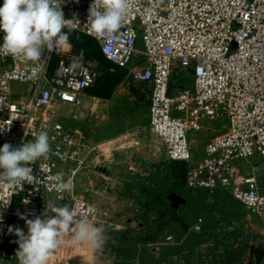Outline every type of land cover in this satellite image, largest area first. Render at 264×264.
I'll use <instances>...</instances> for the list:
<instances>
[{
  "label": "built area",
  "instance_id": "1",
  "mask_svg": "<svg viewBox=\"0 0 264 264\" xmlns=\"http://www.w3.org/2000/svg\"><path fill=\"white\" fill-rule=\"evenodd\" d=\"M91 3L65 0L62 5L65 18H78L77 31L87 35ZM121 31L127 35L103 44L89 36L110 63L128 71L132 82L148 86L149 127L166 157L187 163L189 187L227 189L264 224V186L256 175L257 166L245 172L237 164L240 159L264 157V0H131ZM3 36L0 31V45ZM2 57L12 64L0 65V97L6 99L0 108V127L10 126L0 133V147L6 142L19 146L42 129L52 138L50 158L30 165L37 177L33 184H24L21 190L0 183V264H17L18 237L8 228L27 233L20 215L45 218L47 201L61 206L70 202V208L90 222L98 209L79 197L80 175L96 155L116 147L111 149L109 141L96 144L83 127L58 118L60 106L79 105L104 73L84 49L72 45L45 51L40 62ZM73 59L81 62L75 71L70 70ZM176 72L190 73L192 88L178 86L173 79ZM15 83L28 86L19 91ZM219 114L229 120L227 131L208 141L204 155L195 159L188 129L199 130L205 118ZM88 153L92 154L89 161ZM130 169H136L134 163ZM58 172L72 181L73 190H50L48 177Z\"/></svg>",
  "mask_w": 264,
  "mask_h": 264
},
{
  "label": "rangeland",
  "instance_id": "2",
  "mask_svg": "<svg viewBox=\"0 0 264 264\" xmlns=\"http://www.w3.org/2000/svg\"><path fill=\"white\" fill-rule=\"evenodd\" d=\"M72 34L76 45L85 41L89 58L104 72L77 110L83 129L94 143L109 141L108 146L129 149L109 151L97 166L88 162L80 175L79 197L97 206L89 223L104 229L103 247L93 251L66 234L48 264H264V224L259 216L227 189L189 187L187 164L169 160L149 127L148 86L134 84L127 70L106 60L93 37L77 30ZM4 61L3 65L12 64ZM173 79L178 86H193L190 73L176 72ZM14 86L20 91L28 84ZM62 111L71 113L75 106L64 104ZM202 123L199 130L187 131L195 159L204 155L208 141L229 127L224 114ZM91 156L87 154L88 161ZM237 164L245 172L257 166L264 186V157L240 159Z\"/></svg>",
  "mask_w": 264,
  "mask_h": 264
},
{
  "label": "clouds",
  "instance_id": "3",
  "mask_svg": "<svg viewBox=\"0 0 264 264\" xmlns=\"http://www.w3.org/2000/svg\"><path fill=\"white\" fill-rule=\"evenodd\" d=\"M65 0H3L0 6V31L4 33L0 55L11 57L13 61L24 59L40 62L44 52L70 48L69 33L80 25L78 18L66 19L62 10ZM78 2V0H76ZM131 0H92L88 9V34L101 44L115 41L127 35L122 32L124 21L130 9ZM65 29L67 31H65ZM81 67L79 59H73L70 70ZM6 99L0 97V108ZM9 127H0V133L9 131ZM52 138L47 130H40L34 138L19 146L4 143L0 147V183L10 188L24 184H33L37 177L33 175L35 162L48 159L52 153ZM50 190L57 193L71 191L74 184L64 179V173L58 172L48 177ZM5 207L7 205H4ZM54 213L47 216V213ZM31 215L33 218H27ZM44 217L34 213L20 215L25 220L27 233L16 227H9V234H15L18 249L15 252L17 264H48L52 255L61 247L62 239L70 234L75 242L96 251L103 247L106 237L102 227L89 223L87 217L79 215L67 204H51L47 201ZM3 212L0 211V223Z\"/></svg>",
  "mask_w": 264,
  "mask_h": 264
},
{
  "label": "crops",
  "instance_id": "4",
  "mask_svg": "<svg viewBox=\"0 0 264 264\" xmlns=\"http://www.w3.org/2000/svg\"><path fill=\"white\" fill-rule=\"evenodd\" d=\"M5 58H3L2 56H0V65H3V63H5ZM134 83V82H133ZM134 84H136V83H134ZM27 88V87H26ZM84 97V96H83ZM82 97V98H83ZM150 99V98H149ZM81 101H82V99H81ZM81 107V102H80V104L79 105H77V106H75V111H73V112H71V113H68V114H65L63 111H62V108H63V105L62 106H60L59 107V110H58V118L61 120V121H63L65 124H67V125H69V126H75V125H77V126H80V127H83V125H82V123H81V121H82V119L80 118V115H78L77 114V110H78V108H80ZM85 127V126H84ZM124 136V135H123ZM122 137V136H121ZM119 138H117V140H118ZM132 139H133V145H135L134 147H136V146H138L139 144V141L137 140V138H135V137H132ZM117 140H110V141H115L116 143H118L117 142ZM120 141H124V142H126V140L124 139V138H121V140ZM119 141V142H120ZM96 144H99L100 142H95ZM104 143V142H103ZM160 143V142H159ZM125 144V143H124ZM121 145V144H120ZM132 145V144H131ZM131 145H129L128 147H130ZM116 147H120V146H117V145H115ZM115 146H111V149L112 148H114ZM108 148V147H107ZM118 149H124V150H126L127 149V152H128V149L129 148H118ZM117 148H116V150H118ZM115 151V150H114ZM103 153V152H102ZM102 153H99L98 155H96L95 156V161H94V163L92 164V165H98V163H99V161H101L102 160V158H100V156H103L102 155ZM107 153L108 152H104V155H107ZM105 159H108V157L107 158H105Z\"/></svg>",
  "mask_w": 264,
  "mask_h": 264
},
{
  "label": "trees",
  "instance_id": "5",
  "mask_svg": "<svg viewBox=\"0 0 264 264\" xmlns=\"http://www.w3.org/2000/svg\"><path fill=\"white\" fill-rule=\"evenodd\" d=\"M70 34V41H71V43H72V45H73V48L75 49V50H78V49H84L85 50V52H86V56H87V58L90 60V61H92V59H90L89 58V55H88V52H87V50H86V48L84 47V44H85V41L83 40L82 42L81 41H79V46L78 45H76L75 44V41H74V39H73V34H72V32L71 33H69ZM83 34H85V33H83ZM87 34H85L84 35V37H87V36H89V35H87ZM91 37V36H90ZM95 40V39H94ZM95 42L97 43V41L95 40ZM98 44V43H97ZM98 47H99V44H98ZM99 52H100V54L103 56V54H102V52H101V50H100V47H99ZM104 57V56H103ZM105 58V57H104ZM106 59V58H105ZM107 60V59H106ZM56 62H57V59L55 58L54 60H53V66L56 64ZM126 70V69H125ZM103 76V75H102ZM101 76V77H102ZM100 77V78H101ZM99 78V79H100ZM91 88V87H90ZM89 88V89H90ZM176 162H180V163H186V162H184V161H176ZM187 164V163H186ZM186 172H187V165H186V167H185V169H184V174H185V179H186Z\"/></svg>",
  "mask_w": 264,
  "mask_h": 264
},
{
  "label": "water",
  "instance_id": "6",
  "mask_svg": "<svg viewBox=\"0 0 264 264\" xmlns=\"http://www.w3.org/2000/svg\"><path fill=\"white\" fill-rule=\"evenodd\" d=\"M173 89H174V87H173V86H171V87H170V90H173Z\"/></svg>",
  "mask_w": 264,
  "mask_h": 264
},
{
  "label": "bare ground",
  "instance_id": "7",
  "mask_svg": "<svg viewBox=\"0 0 264 264\" xmlns=\"http://www.w3.org/2000/svg\"><path fill=\"white\" fill-rule=\"evenodd\" d=\"M71 237V239H72V236H70Z\"/></svg>",
  "mask_w": 264,
  "mask_h": 264
}]
</instances>
